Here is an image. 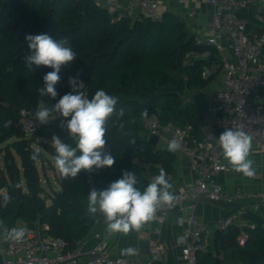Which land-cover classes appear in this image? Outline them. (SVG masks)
<instances>
[{
	"label": "trees",
	"instance_id": "obj_1",
	"mask_svg": "<svg viewBox=\"0 0 264 264\" xmlns=\"http://www.w3.org/2000/svg\"><path fill=\"white\" fill-rule=\"evenodd\" d=\"M256 13L252 7L240 15L256 23ZM41 33L67 39L77 54L59 73L55 99L38 91L44 86L43 76L53 69L43 65L30 69L24 60L28 54L26 35ZM195 41L182 19L168 11L161 20H151L111 14L94 0H0V145H6L5 169L0 168L1 232L20 219L30 226L47 225L48 236L63 239L67 250H74L98 218V212L91 215L87 211L86 197L92 188L103 190L120 179L123 171H130L136 174V186L143 191L150 183L149 174L159 173L161 168L172 173L175 153L145 140L149 134L145 122L155 115L162 125L191 127V134L201 139L202 109L195 103L184 104L181 93L205 89L217 72L207 79L202 77L203 70L213 64L211 58L198 60L194 66L183 65L188 52L207 48L196 46ZM212 53L216 54L214 49ZM77 76L84 84L81 91L89 99L104 89L118 97L117 110L125 111L121 119L113 116L107 123L105 148L115 163L87 174L81 170L77 178H64L58 170L59 189L48 193L39 165L44 170L47 153L55 162L51 137L59 135L75 146L67 130L59 126L65 118L57 115L39 125V136L45 139L39 148H34V142L15 124L22 110L32 112L41 104L51 107L72 91L69 77ZM145 110L147 116H142ZM8 122L12 125L7 126ZM33 152L38 153L36 160L30 158ZM135 160L149 163V172ZM5 195L11 197L6 207L2 206ZM243 217L249 225L242 228L233 224L227 231L218 230L206 250L199 252L197 264H217L216 258L227 251L239 264H264V219L250 210L243 211ZM227 233L233 246L225 237ZM242 233L247 234L244 246L237 242Z\"/></svg>",
	"mask_w": 264,
	"mask_h": 264
},
{
	"label": "built area",
	"instance_id": "obj_2",
	"mask_svg": "<svg viewBox=\"0 0 264 264\" xmlns=\"http://www.w3.org/2000/svg\"><path fill=\"white\" fill-rule=\"evenodd\" d=\"M213 7V19L205 38H196L195 45L207 47L204 50L188 52L184 58V66H194L198 60L213 58L212 49L222 56V69L225 73L223 86L213 95L209 104L201 110L203 126L201 139L191 134V127H180L173 123L162 125L155 115L145 122L148 133L158 137V143L165 145L168 141L177 140L180 151L187 153L191 172L196 176L186 190L181 193L172 191L178 199L171 207L165 206L157 211L154 221L166 222L171 213L177 211L186 214L178 219L184 227L178 239L182 246V254L187 264H197L199 252L206 250L210 235L207 227L195 213L194 202L206 198L212 202L234 203L251 197L241 187L228 194L218 181L221 173L230 171L223 150L219 145L218 130L226 128H243L260 145H264V31H250L248 20L239 12L251 5L255 6L256 19L264 21V0H210ZM124 15L132 18L139 16L161 20L163 11L159 0H131ZM193 15V13H192ZM226 37L233 51V58L224 56L227 46ZM216 72L214 67L205 68L204 79ZM21 119L15 125L21 126L27 137L39 131V124L31 117V112L22 110ZM7 126L12 123L8 122ZM140 167L149 172L150 164L143 160H135ZM159 173L149 174L150 183ZM264 204V192L254 195ZM245 211V210H243ZM235 223L233 215L226 216L218 223V230L227 231ZM27 227L26 236L20 241L5 239L0 233V258L2 264H80L86 258V264H156L162 255V246L158 241L150 242L151 258L147 262L132 260L124 256H111L103 243L87 248V240H79L74 250H67V243L61 238L51 236L40 237L38 227L30 226L25 220H18L13 227ZM113 233L108 232V236ZM247 234L242 233L237 242L244 246Z\"/></svg>",
	"mask_w": 264,
	"mask_h": 264
},
{
	"label": "clouds",
	"instance_id": "obj_3",
	"mask_svg": "<svg viewBox=\"0 0 264 264\" xmlns=\"http://www.w3.org/2000/svg\"><path fill=\"white\" fill-rule=\"evenodd\" d=\"M28 54L24 56L26 65L46 66L53 69L43 76L44 86L38 89L41 96H58L56 85L61 80L59 73L62 67L69 66L77 54L68 44L67 39H54L51 35L41 33L26 35ZM72 91L64 94L51 107L38 108L34 118L41 124H47L56 119L61 120L60 127L66 129L68 136L75 141V146L65 143L59 135L51 137V145L55 149V166L64 178H77L81 170L92 172L95 169L112 167L115 158L105 148L107 139V123L115 116L118 120L125 115L123 108L117 110L118 97L109 95L104 89H99L89 99L81 89L83 82L77 77H69ZM147 116V111L142 113ZM70 118V119H69ZM123 124L120 128L123 129ZM219 145L223 150L225 160L232 170L251 178L255 175L254 161L249 159L252 148V137L243 128H226L219 136ZM181 144L171 139L167 151L177 152ZM38 157L37 152L31 155L32 160ZM163 168L146 188L141 191L136 185L138 179L135 173L123 171L120 179L111 182L103 190L92 188L87 198V211L91 215L101 213L105 219L107 231L113 234H128L139 231L145 224L154 219L155 214L165 206L171 207L178 197L170 191L172 184L166 178ZM20 187V185H17ZM3 205L7 206L10 196H3ZM3 228V221H0ZM28 232L27 227L4 228L5 239L20 241ZM182 239V238H178ZM138 250L126 247L122 255H136Z\"/></svg>",
	"mask_w": 264,
	"mask_h": 264
},
{
	"label": "crops",
	"instance_id": "obj_4",
	"mask_svg": "<svg viewBox=\"0 0 264 264\" xmlns=\"http://www.w3.org/2000/svg\"><path fill=\"white\" fill-rule=\"evenodd\" d=\"M94 1L98 6L106 8L111 14H124L131 0ZM209 1L210 0H159L163 13L168 11L179 16L186 24L187 29L195 35V38H205L208 33V27L213 19V7ZM252 7L254 8L255 6L250 5L248 9L240 11L239 15L245 11L248 12ZM247 20L248 29L250 31H264V21L259 22L257 20L256 23H253L250 19ZM223 42L227 46L224 56L228 59H232L233 51L230 48L229 40L224 37ZM215 53L216 54L211 59L213 61L211 67L216 69L217 73L215 78L218 77L219 74H223L224 78L222 82H217L213 84V86H210V84H212L210 83L205 89L196 91L195 97L197 99L193 103L198 104L201 109L210 103L215 92L224 84L225 73L222 69V56L216 51ZM158 147L166 149L165 145L162 143H158ZM175 155L176 159L173 165V172L169 174L166 173V178L173 186L171 190L181 193L186 190L190 183L195 181L196 176L191 172L190 160L187 153L178 150L175 152ZM249 159L254 161L253 166L256 171L253 177H244L241 173L234 172L228 162L226 163L230 171L221 173L218 176V181L228 194H233L237 187H241L245 192L251 194V197L248 199L235 201L233 203L242 204L241 207L223 205L232 204L227 201H223L219 204L208 202L206 198L194 202L195 213L204 221L207 232L210 235L208 242L213 240V237L218 231L219 221L223 220L228 215H233L235 217L234 224L242 228L249 225L247 220L243 217V210H250L264 219V204L254 196L255 194L264 192V145H260L252 140ZM181 217H186V214L175 211L171 213L166 222L152 220L145 224L139 231H131L128 234L118 233L108 236L105 219L103 215L98 212L97 221L85 238L87 240V248H93L103 243L111 256H124L132 260L147 262L151 258L150 242L156 240L163 249L160 260L157 263L187 264L182 254V246L178 242V238L184 231V227L178 223V219ZM37 227L40 230V237L47 235L46 230L49 229L47 225H39ZM0 233H2L1 230ZM129 246L138 250L136 255L121 254V250ZM219 258L221 259V264H239L237 260H234L231 251L222 253ZM225 258L227 259L225 260ZM2 260L3 259L0 258V264H2ZM80 264H86V258H84Z\"/></svg>",
	"mask_w": 264,
	"mask_h": 264
},
{
	"label": "rangeland",
	"instance_id": "obj_5",
	"mask_svg": "<svg viewBox=\"0 0 264 264\" xmlns=\"http://www.w3.org/2000/svg\"><path fill=\"white\" fill-rule=\"evenodd\" d=\"M224 78L223 74H219L218 77H216L210 84V86H213V84H216L217 82H222ZM195 93L196 91H191V90H187L181 93V98L184 104H188V103H193L196 101V97H195ZM198 105V104H197ZM199 106V105H198ZM44 107L43 104H41V106H39L38 108ZM37 108V109H38ZM32 114V112H31ZM36 120V119H35ZM37 121V120H36ZM39 125H41V123H39V121H37ZM30 138L34 143L33 147L34 148H39V142L45 141V139H43L41 136H39L38 134H35L34 136H30L28 137ZM6 145H0V168L5 169V164H4V154H5V147ZM47 158L45 159L44 162V170L42 169V167L39 165V173H40V177L42 180V184L46 187L47 192L48 193H52L53 190H57L59 189V181H58V169L55 166V162L52 159V157L47 153ZM50 159V160H49ZM18 160V158H17ZM19 162V160H18ZM227 258H225L226 260ZM233 264V263H232Z\"/></svg>",
	"mask_w": 264,
	"mask_h": 264
},
{
	"label": "water",
	"instance_id": "obj_6",
	"mask_svg": "<svg viewBox=\"0 0 264 264\" xmlns=\"http://www.w3.org/2000/svg\"><path fill=\"white\" fill-rule=\"evenodd\" d=\"M17 21H20V18L18 17L17 18ZM157 96L155 95V96H153L151 99H155ZM0 102H3V99H0ZM37 109H33V111H32V114H31V117L32 118H34V113H35V111H36ZM145 140L146 141H148L149 143H151V144H153L154 146H157L158 145V141H159V139H158V137L157 136H155V135H153V134H147L146 136H145ZM88 173V171L87 170H84V174H87ZM207 201L208 202H212L211 200H209V199H207ZM215 203H222V202H215ZM223 205H225V206H236V207H241L242 206V204H223ZM179 208H177L176 210H174L173 212H175V211H177ZM172 212V213H173ZM225 237L227 238V240H228V242H229V245L230 246H233V242H232V239H231V237H230V235L227 233L226 235H225ZM216 262H217V264H221V259L218 257V258H216Z\"/></svg>",
	"mask_w": 264,
	"mask_h": 264
}]
</instances>
